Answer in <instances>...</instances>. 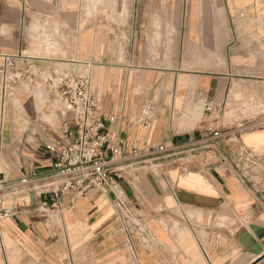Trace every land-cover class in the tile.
Listing matches in <instances>:
<instances>
[{
  "label": "crops",
  "instance_id": "crops-1",
  "mask_svg": "<svg viewBox=\"0 0 264 264\" xmlns=\"http://www.w3.org/2000/svg\"><path fill=\"white\" fill-rule=\"evenodd\" d=\"M21 53L90 73L141 218L127 235L113 194L54 210L43 181L5 189L60 159L47 85L26 81L0 111V264H264V0H0V54Z\"/></svg>",
  "mask_w": 264,
  "mask_h": 264
},
{
  "label": "built area",
  "instance_id": "built-area-1",
  "mask_svg": "<svg viewBox=\"0 0 264 264\" xmlns=\"http://www.w3.org/2000/svg\"><path fill=\"white\" fill-rule=\"evenodd\" d=\"M0 59L1 113L6 103L14 99L13 92L20 84L26 81L35 84V80L39 79V82L47 85L48 112L58 114L62 128L61 135L45 146L49 153L60 157L53 170L44 174L36 173L5 189H16L43 181L46 184L38 188L37 194L50 189L54 196V210L62 209L65 203L93 189L113 194V205L121 226L127 235L131 234L130 231L141 216L119 188L125 179L123 167L128 162V155L113 144L107 123L113 122L115 116L102 114L93 92L90 73L56 75L43 71L38 75L32 68L36 58L21 53L16 56L0 54ZM219 135L218 132L214 133L215 138ZM157 151L167 153L169 149L161 145ZM131 158L139 162L141 155L134 151ZM54 177L62 180L56 188L47 182ZM3 185L0 183V223L11 215L10 210L3 208Z\"/></svg>",
  "mask_w": 264,
  "mask_h": 264
}]
</instances>
